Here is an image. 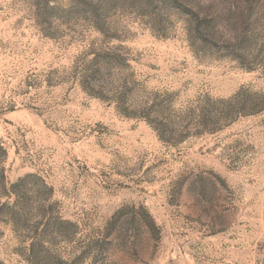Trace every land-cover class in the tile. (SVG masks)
Returning <instances> with one entry per match:
<instances>
[{"label": "rangeland", "instance_id": "1", "mask_svg": "<svg viewBox=\"0 0 264 264\" xmlns=\"http://www.w3.org/2000/svg\"><path fill=\"white\" fill-rule=\"evenodd\" d=\"M0 264H264V0H0Z\"/></svg>", "mask_w": 264, "mask_h": 264}]
</instances>
